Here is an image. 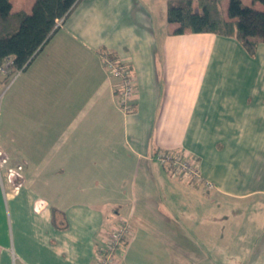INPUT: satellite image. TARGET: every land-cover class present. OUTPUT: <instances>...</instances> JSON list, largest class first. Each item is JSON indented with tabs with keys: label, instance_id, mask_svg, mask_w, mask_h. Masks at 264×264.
Segmentation results:
<instances>
[{
	"label": "crops",
	"instance_id": "0c3cea01",
	"mask_svg": "<svg viewBox=\"0 0 264 264\" xmlns=\"http://www.w3.org/2000/svg\"><path fill=\"white\" fill-rule=\"evenodd\" d=\"M166 5L78 1L7 85L0 264H93L123 219L114 264H264V41L251 54L233 36L174 33ZM102 50L131 69L129 113ZM161 152L193 157L212 187L174 177Z\"/></svg>",
	"mask_w": 264,
	"mask_h": 264
},
{
	"label": "trees",
	"instance_id": "16d2710c",
	"mask_svg": "<svg viewBox=\"0 0 264 264\" xmlns=\"http://www.w3.org/2000/svg\"><path fill=\"white\" fill-rule=\"evenodd\" d=\"M78 1L34 0L26 12L12 11L10 0H0V66L10 59L3 81L26 68L58 28L54 27L56 20L65 19ZM257 1L262 7L253 10L242 0H228L224 11L222 0H198L197 10L192 0H167L166 20L177 25L174 33L233 36L252 54L258 43L264 41V0Z\"/></svg>",
	"mask_w": 264,
	"mask_h": 264
},
{
	"label": "built area",
	"instance_id": "2783aa9c",
	"mask_svg": "<svg viewBox=\"0 0 264 264\" xmlns=\"http://www.w3.org/2000/svg\"><path fill=\"white\" fill-rule=\"evenodd\" d=\"M62 22L63 18L57 19L54 27H59ZM99 57L108 75L117 79L115 92L118 107L125 113L131 112L133 110L135 88L130 67L108 50L99 51ZM9 64L10 59H7L0 66V71L5 73ZM155 158L160 164L169 166L174 177L191 178L197 183L204 182L207 188L212 187L211 182L201 176L196 160L185 152L177 154L161 152L157 153ZM10 172L13 174V171ZM129 227L128 221L123 219L105 229L102 244L94 255L93 264L115 263L117 250L124 237L128 235Z\"/></svg>",
	"mask_w": 264,
	"mask_h": 264
},
{
	"label": "rangeland",
	"instance_id": "374dc122",
	"mask_svg": "<svg viewBox=\"0 0 264 264\" xmlns=\"http://www.w3.org/2000/svg\"><path fill=\"white\" fill-rule=\"evenodd\" d=\"M17 2V1H15ZM28 2V0H23V3L26 5ZM224 2V0L222 1ZM228 0H225L224 4H227ZM242 3L245 5H249L253 10H258L262 7L261 2L257 1V0H242ZM17 4L14 3V7H16ZM260 51V50H259ZM259 53V52H257ZM21 71V70H20ZM19 73L16 71L10 78V80H8L6 83H3L0 85V99L3 96V93L6 91L5 89L8 87L7 85L9 84V82L14 79ZM15 76V77H14ZM1 101V100H0Z\"/></svg>",
	"mask_w": 264,
	"mask_h": 264
}]
</instances>
